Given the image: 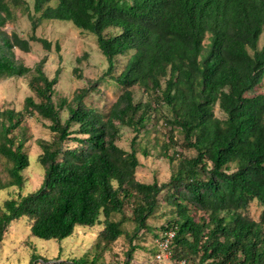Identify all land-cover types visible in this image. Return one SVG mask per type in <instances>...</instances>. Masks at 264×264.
Masks as SVG:
<instances>
[{"label": "trees", "instance_id": "1", "mask_svg": "<svg viewBox=\"0 0 264 264\" xmlns=\"http://www.w3.org/2000/svg\"><path fill=\"white\" fill-rule=\"evenodd\" d=\"M16 9L30 21L28 37L4 28ZM46 19L70 21L95 35L107 64L103 77L121 88L107 111L85 101L98 80L55 101L59 69L49 77L45 57L33 66L16 59L14 48L28 52L31 42L60 50L58 42L35 34ZM263 30L264 0H33L32 11L27 0H0V79L28 76L33 93L21 109L0 106V157L8 164L0 190L24 182L29 157L23 120L46 119L52 132L50 140H37L44 168L40 185L0 204V247L7 227L22 216L31 222V235L41 239L59 241L78 226L102 224L100 242L125 235L131 244L138 233L152 230L147 219L163 192L167 217L154 237L175 231V264H264ZM129 51L115 74L116 57ZM134 86L144 99L134 98ZM215 105L223 117L214 114ZM153 120L169 128L158 155L176 160L169 179L160 183L135 178L137 152L150 154L137 147V138L149 134ZM124 126L134 132L129 150L116 143ZM176 130L181 146L193 154L173 150ZM252 200L262 206L258 219L244 212ZM117 213L120 219L113 218ZM127 219L134 224L131 233L122 226ZM136 247L131 245L128 259ZM39 259L48 261L34 250L28 264ZM56 264L98 263L81 255Z\"/></svg>", "mask_w": 264, "mask_h": 264}, {"label": "rangeland", "instance_id": "2", "mask_svg": "<svg viewBox=\"0 0 264 264\" xmlns=\"http://www.w3.org/2000/svg\"><path fill=\"white\" fill-rule=\"evenodd\" d=\"M55 1L52 0V3ZM27 2L32 11L33 0H27ZM15 14V18L5 24V30L7 32L15 31L21 37H28L31 33V25L27 15L18 9L15 10ZM35 34L47 38L52 43L58 42L60 50L56 51L53 46L50 50H46L40 43L31 42V48L28 52L14 48L15 57L28 66H33L45 57L43 69L49 77L54 75L57 68L59 69L58 80L54 85L53 99L55 101L59 97L70 99L75 90L86 86L90 81L98 80L95 89L89 92L85 101L103 112L107 111L120 93L121 88L112 79L103 77L107 64L98 48L95 35L77 28L70 21L58 19L42 20L36 27ZM263 40L264 30L258 41L259 47ZM206 41L207 37L204 39V42ZM131 52L116 57L115 74L122 69ZM132 90L135 99L145 98V94L139 87L134 86ZM261 90V88L257 89V91ZM27 95H33L28 87V76L0 79V106L21 109L23 100ZM60 114L62 119L66 118L67 109L63 108ZM214 114L218 117L224 116L217 105L214 107ZM22 124L28 137L24 149L28 154L29 164L22 171L24 182L21 188L10 186L0 190V204L2 200L10 196L31 192L40 185L43 178L44 168L37 160L41 152L37 140H50L52 138V132L47 127L49 121L33 115L26 117ZM148 127L150 129L149 134H139L137 147H147L150 154L144 156L140 151L137 152L139 165L135 171V178L142 182L156 180L160 183L169 179L176 165V160L170 162L166 157L158 155L162 150L161 143L169 133V128L162 120H153ZM173 134L176 138V145L173 150L185 156L194 153L192 149L181 146L182 135L177 130ZM133 136L134 132L131 128L121 127L120 136L116 143L129 150ZM169 152L171 153L172 149ZM7 166L5 159L0 157V174L3 178H6ZM162 194L163 192L159 195L160 207L156 209L154 215L147 219L152 230L141 231L137 238L132 239L131 244L125 235L119 236L110 244L100 242L97 239V234L102 224L78 226L70 236L59 241L41 239L31 235V222L27 217L22 216L12 221L4 233L0 247V264H28L30 254L34 250L48 259V261L39 259L36 264H56L58 260L81 255H84L88 262L96 258L98 264H125L127 261L129 264H175L170 258L158 260L155 257L157 250L154 235L159 232L167 217L163 207L164 203L161 200ZM261 210L262 206L259 202L252 200L244 212L251 218L258 219ZM130 214V205L126 204L124 215L128 217ZM121 216V213H117L113 215V218L120 219ZM99 218L102 220L103 216L100 215ZM122 226L131 233L134 224L127 219L122 223ZM134 244L137 247L128 259L127 253L131 245Z\"/></svg>", "mask_w": 264, "mask_h": 264}, {"label": "built area", "instance_id": "3", "mask_svg": "<svg viewBox=\"0 0 264 264\" xmlns=\"http://www.w3.org/2000/svg\"><path fill=\"white\" fill-rule=\"evenodd\" d=\"M175 231L173 229H168L162 231L158 236L154 238V243L156 246V254L155 257L158 260H162L165 258H170V244L172 238L174 236ZM177 264H185L184 261H179Z\"/></svg>", "mask_w": 264, "mask_h": 264}]
</instances>
